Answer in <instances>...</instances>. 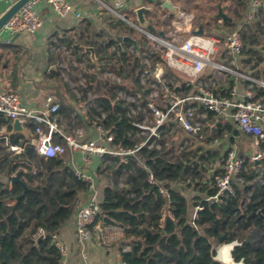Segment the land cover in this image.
<instances>
[{
	"label": "trees",
	"instance_id": "1",
	"mask_svg": "<svg viewBox=\"0 0 264 264\" xmlns=\"http://www.w3.org/2000/svg\"><path fill=\"white\" fill-rule=\"evenodd\" d=\"M153 1V8L146 12V17L155 18L162 13L173 16V13L162 7V1ZM238 2L243 5L241 0ZM238 17L240 15L236 13ZM202 18L205 21L198 20L197 25H202L207 33H214L221 26V18L217 16L204 15ZM236 18L234 16L232 21H224V25L230 30L237 28L244 19L238 22ZM110 25L114 31L123 30L135 36V30L116 17L112 18ZM87 31L90 33V28ZM79 34L81 38L85 37L82 32ZM124 35H111L107 41L98 39L95 44L93 39H89L82 45L71 35L59 36V40L76 54L78 60L87 56L89 67L96 68L94 73L85 75L89 89L97 90L100 95L90 110L83 108L84 96L77 99L81 105L77 110L78 120L92 127L94 118L105 112L106 118L102 120V125L114 133L116 142L133 147L139 141L132 124L134 118L128 115L118 92L139 82L140 58L130 50L129 43H124V49L119 51L118 43L122 42ZM97 36L102 38V35ZM242 36V69L252 70L256 77L264 78V7L261 17L250 23L242 31ZM135 37L141 48L148 46L145 38ZM84 45L95 47L98 64L92 61ZM0 48L12 50L15 45L0 41ZM4 56L0 54V61ZM159 62L165 64L161 51L153 53V63ZM105 69L115 71L122 76L123 81L101 82L100 74ZM165 69L171 88L180 82L176 88L178 92L191 91L192 85L181 75L167 65ZM58 74L57 70L50 72L51 76ZM217 93L226 94L225 91ZM70 108V105L61 102L60 114L70 117ZM11 124V119L0 117L1 126L6 125L10 130ZM175 126L173 122L164 125L161 149L143 148L140 151L147 166L172 193L175 219L169 218L164 226L160 225V217L166 197L157 186L147 182L148 171L136 158H116L112 164L105 163L99 167L101 173L113 180V184L105 187L100 218L105 223L118 224L125 229V245L131 248L124 250L122 247L123 259L129 264H222L214 259L215 247L238 240L240 244L232 251L236 261L264 264V220L258 213L259 210L264 213V185L259 183L258 174L254 171L256 164L248 163L244 173L245 184L237 188L235 196L217 202L207 200V197L216 193V175L221 172L217 168L208 176L209 164L216 159L222 162L220 151L203 146L196 149L189 146L178 151L175 146L176 130L172 132ZM128 132H131L132 137ZM233 133L234 126L221 122L214 113H210L204 123L203 134L209 140L232 136ZM169 138L173 141L170 142ZM9 139L12 144L23 147V150L10 161L7 148L0 143V158H3L0 168L5 165L10 174L19 173L29 190L18 198L24 192L21 183L0 181V264H62L63 255L56 246V233L76 213L80 193L87 192L89 184L76 175L63 156H40L30 140L22 134H13ZM261 165L264 169V161ZM121 182L129 186H121ZM191 190L197 194L189 197L188 192ZM248 192L251 194L247 195ZM245 197L249 200L246 208H243ZM190 204L194 207L203 206L198 211L196 226L191 223ZM39 229H43L45 235L37 240ZM222 236L224 239L220 241ZM1 250L6 251L9 261H6Z\"/></svg>",
	"mask_w": 264,
	"mask_h": 264
},
{
	"label": "built area",
	"instance_id": "2",
	"mask_svg": "<svg viewBox=\"0 0 264 264\" xmlns=\"http://www.w3.org/2000/svg\"><path fill=\"white\" fill-rule=\"evenodd\" d=\"M8 1L12 5L18 0ZM160 1L163 3L165 0ZM104 5L114 17L134 29L139 34L138 37L148 41L147 47L141 48L139 45L141 52L137 54L140 58L139 82L130 84L128 89H120L118 92V96L124 100L128 115L134 118L132 124L138 143L131 147L116 142L114 133L109 132L101 123L106 118L105 112L93 120L95 137L85 139L82 129H77L73 135L68 134L64 125L66 118L60 114L61 103L54 94L47 98L44 105L32 106L23 101L18 91L0 90V117L12 121L18 118L24 121V125L32 124L30 143L44 158L66 154L73 158L74 153L79 152L84 166L91 165L95 158L100 160L101 165L105 163L110 165L116 158L122 160L129 156L136 158L148 171L147 182L157 186L159 192L166 197V203L161 211V226H164L169 218L175 219L172 193L147 166L140 151L143 148H162L163 127L168 122L175 123L184 134L179 139L182 149L191 145L192 139L202 142L204 123L210 113H214L221 122L231 123L241 133L252 137L254 149L250 152L240 153L236 148L228 147L219 167L221 172L216 175V193L207 197V200L217 202L235 196L237 188L245 184L244 173L250 162L256 164L254 171L258 174L259 183L264 185V169L261 165L264 161V79L256 77L252 70L242 69L244 47L242 31L261 17L264 0H251L244 22L237 28L222 29L218 33H207L204 29V34L201 35L192 33L198 25L195 13L190 10L179 8L169 19L152 20L157 25L156 27L150 22L155 28L153 32L140 25L136 8H133V16L130 17L124 12L128 5L121 0H116L113 5ZM43 7L49 8L57 16H65L74 11L72 0H30L1 29L0 41L10 43L12 37L20 32L40 33L45 26L42 17ZM77 17L82 19V14L78 13ZM160 23L161 27L158 26ZM130 50L137 53L132 44ZM159 51L165 64L153 63V53ZM80 64L88 65L87 59L80 60ZM165 65L192 85L189 93L178 92L176 88L180 86V82L174 88L170 87ZM61 66L62 63L58 65ZM95 71V67H89L85 73L92 74ZM84 77L87 84L77 98L84 96L83 108L90 110L100 93L89 89L85 74ZM236 80L246 84L242 93L239 92L236 83H231ZM100 81L121 83L123 78L115 71L105 69L100 74ZM218 91H225L226 94L217 93ZM76 118L77 112H71L70 126L73 128ZM7 131L6 125H0V143L4 142L5 145L20 152L23 148L11 144ZM127 134L132 137L131 132ZM71 167L80 179L89 184L88 199L77 208L75 217L77 241L82 248V255L87 259L85 252L87 241L95 240L106 247H111L115 241L125 237V229L118 224L105 223L100 218L102 199L96 188L97 173L84 170L77 166L74 160L71 161ZM250 194L251 192L247 193ZM248 200V197L243 199V208H246ZM202 208V205L194 207L191 223L195 226L198 211ZM40 235H45L43 229H39ZM56 246L62 255L67 252V246L62 242L56 241ZM130 248L128 244L123 246L124 250ZM215 249L214 259L217 260L219 248L216 246ZM241 261L245 264L243 260ZM241 261L235 260L236 264H240ZM86 264L91 263L86 261ZM120 264L129 263L122 258Z\"/></svg>",
	"mask_w": 264,
	"mask_h": 264
},
{
	"label": "crops",
	"instance_id": "3",
	"mask_svg": "<svg viewBox=\"0 0 264 264\" xmlns=\"http://www.w3.org/2000/svg\"><path fill=\"white\" fill-rule=\"evenodd\" d=\"M115 1L116 0H72L73 5H74V11L68 13L65 16H57L54 13H52L49 8L43 7L42 17L45 22L44 29L38 34L20 32L19 36L15 40H13V37H14L13 36L10 42L15 45V49L18 50L17 53H19L22 50V52L26 51L30 55L29 62H26V66L24 67V69H20V66H19L21 65L22 61L18 62L19 58H21L22 60L26 57L24 53L21 52L22 54L13 55L11 49L0 48V54L3 53L5 55L3 59L0 61V90L8 91L9 89H14L19 92V94L21 95L25 103L32 105V106L44 105L47 98L50 95H53V93H50L47 95V91L46 89H44L45 87H43L40 82L47 78V76H45V73H44L45 70H47V74L49 75L50 72L52 70H56V67L58 66L52 63V56H48L46 44L49 41L52 42L53 38H55L56 36H70L76 33L79 34L80 32L88 30V28H90V33L88 32L89 37L92 36L91 39L94 40V44L96 43V40L98 39L105 40L109 38V36L111 35L119 37L122 34H126L124 33L123 30L122 31L119 30L118 32L114 31L110 25V22L114 16L105 7L104 4L113 5ZM121 1H123L124 3L128 5V8L126 10H129L128 12H130L132 16H133V8L137 9L140 6H147V7L153 8V5H154L153 0H121ZM170 1L176 7V9H179V8L185 9L181 5L183 0H170ZM184 1H188V0H184ZM230 1H232L231 2L232 4H235L238 0H218L216 1L217 5L215 4L214 6L213 5L209 6V10L210 11L214 10L215 13L205 14V16H210V15L216 16V14L218 13V6L222 4L221 6L224 12L228 16H230L231 19L233 20L234 15L230 14V12H232L231 11L232 6H227L228 3H230ZM244 2L246 4L245 5L246 9H243L238 13L240 17L236 18V15H235V18L237 19L235 21H238L239 19L238 22H241V20L245 19L246 17L247 10L249 8L251 0H244ZM10 6L11 4L8 0H0V16ZM190 11L194 12L193 10H190ZM169 12L173 13V15L175 14L174 12L170 10ZM78 13L82 14V19H79L77 17ZM202 16H204V14L200 15L199 20H202L201 22H204L205 20L204 18H202ZM156 18L162 19L164 21L170 18V14L162 13L161 15L155 18L147 17V19L151 23H153L152 20ZM197 22H198V18L196 16V24H198ZM220 23H221V26H219V28L216 29L214 33H218L222 29H228L224 25L223 19H220ZM158 26L161 27V23ZM199 26L200 25H198V27ZM84 27H85V30H83ZM97 35H102V38L101 36L98 37ZM135 36H139V34L135 32ZM89 46H92V45H89ZM89 56H90V52H89ZM86 58L87 56H84L83 59H86ZM39 65H42L41 72H39ZM14 69H16L15 72H14ZM231 83L233 84L236 83L237 88L239 89L240 93L244 91V88L246 86V84L241 80L231 81ZM61 99L63 101L59 100L60 103L64 102L67 105H70L71 112H74V111L77 112V110L80 109L81 107V105L75 104L74 100L69 101L67 94L66 95L63 94V96H61ZM66 117L67 116H65V118ZM32 126L33 125L30 123L25 125L26 129L28 130L30 134V138L28 140H30L32 137ZM89 130H90L89 138L95 137L96 132L94 130V127L93 126L90 127ZM174 130H176V133L180 134L179 138L177 139L178 143H180L179 139L183 137L184 134L181 132L178 126H175L172 132H174ZM234 132L235 133H233L232 136L228 135L224 138H217V139H212V140L207 139V136H205L206 138H204V134H203V139H205L206 143L208 144L207 148L220 151L221 160L223 159L226 150L230 146L236 148L238 152L240 153L250 152L254 149V143H253V139L251 136L241 133L236 128H234ZM1 144L7 148L6 153L8 154V159L10 161L15 158H10L9 154L12 155L14 154L13 152H15L18 155L23 150L22 149L19 152L15 149L10 148L8 145H5L4 142H2ZM198 144L200 145L201 143L200 142L197 143L194 140L192 141L191 145H188L186 147L190 146L191 148L196 149ZM181 147H182L181 144H179L178 151L182 149ZM65 159L70 166H71V161L74 160V163L77 166L83 168L84 170H90V171H93V173H97L96 179H97V176L101 173L99 171V167L101 166V163H100V160H98L97 158H95L93 160V163L89 166L83 165L79 152H75L73 158L71 157V155H69ZM1 160H3V158L2 159L0 158V161ZM219 160L220 159L213 160L209 164V170L207 173L208 176H210L214 170L220 167L221 162ZM14 174H10L8 171V168L5 165H3V167L0 168V181L9 182L11 181V176ZM110 184H113V180L111 181ZM122 184L124 185L125 183L121 182L120 185ZM107 185L105 184V181H102V182L96 181L97 192L101 199H103L104 190ZM185 192H187L186 189H185ZM195 194H197V192L192 191V190L188 192L189 197H192ZM87 199H88V193L81 192L78 205L80 206L84 204L87 201ZM193 210H194V206L190 204V208H189L190 217L193 214ZM75 217H76V213H74L62 225V227L57 231L56 236H55L56 241L62 242L63 244L67 246V252L63 255L62 264H86V261H88L91 264H120L123 258L121 249L126 243L124 240V237L115 241L114 244L111 245V247H106L98 243L95 240L87 241L85 244V252L87 255V259L84 258V256L82 255V248L77 241L76 218Z\"/></svg>",
	"mask_w": 264,
	"mask_h": 264
},
{
	"label": "rangeland",
	"instance_id": "4",
	"mask_svg": "<svg viewBox=\"0 0 264 264\" xmlns=\"http://www.w3.org/2000/svg\"><path fill=\"white\" fill-rule=\"evenodd\" d=\"M218 1V0H216ZM215 0H188V1H184L181 3V5L186 9V10H193L194 13L196 14L198 20L200 19V15L201 14H214V10L210 11L209 10V6L211 5H217ZM213 2V3H212ZM232 1H230V3H228L227 6H232V12H230V14L232 15H236V13L238 14L241 10L246 9L245 8V2L244 0H241V3L243 5H240L239 2L237 1L235 4L231 3ZM222 5V4H221ZM196 7V8H195ZM205 9V10H203ZM129 10H124V12L128 13L130 15V17H132V15L130 14V12H128ZM155 19H153L154 21ZM239 20V19H238ZM154 23V22H153ZM154 25L157 27V25L154 23ZM85 30V27L84 29ZM82 34L85 35V37L81 38L80 34L76 33L74 35H71L74 37V39H76V42L79 43L80 45L82 44H86L88 42L89 39H91L92 36H90L89 38H87L86 36L88 35V31L85 30L82 32ZM141 38V37H139ZM84 46H89V45H84ZM46 49H47V54L48 56H52V63L56 66L59 65L60 63H62L61 67H56V70L59 72L58 75L56 76H52L49 74H47V70H45V76H47L46 79L42 80L40 83L43 87H45L44 89H46L47 91V95L50 93H53L54 95H57L59 100L61 101V96H63V94H67L69 101L74 100L75 104L80 105V102L77 101V97L79 96V94H82L83 91V87L86 86L87 82L85 80L84 74L85 72L88 70L89 65H81L80 64V60L77 59L76 54H73V52L71 51V49L69 50L68 47L62 43L59 40V36H56L55 38H53L52 42H48L46 44ZM22 50L17 53V51L15 49H12V53L13 55L16 54H25V58L21 60V58H19L18 62H21L20 69H24V67L26 66V62H29L30 59V55L25 51ZM23 54V55H24ZM12 55V56H13ZM18 56V55H17ZM87 59V58H86ZM13 61V60H12ZM41 68L42 65H39V72H41ZM51 79V80H50ZM70 96V97H69ZM63 101V100H62ZM84 105V103H83ZM79 107V106H78ZM80 111V110H79ZM70 117H66L65 119V123L64 125H66V130L65 132H67L68 134H75L77 129H82V131L84 132V138L87 139L89 138L90 135V127L87 126L85 123L81 122L78 120V118H76V124L74 126V128L72 126H70ZM85 126V128H84ZM180 134L176 133L175 134V140L177 142V144H175L176 148L179 147V144L177 139L179 138ZM204 138L205 134H204ZM170 142H172V138L168 139ZM196 141L198 143V141L196 139H192V141ZM205 139H202V142H200L201 144L197 145V147L199 146H203L204 148H207V143L206 141H203ZM14 154H9L10 158H16V153L13 152ZM70 154H66L63 157L67 158ZM97 182H102L105 181V184H110L112 179L111 177L107 176V174L105 173H100L97 176L96 179ZM224 243H221L219 245H217L218 248H220Z\"/></svg>",
	"mask_w": 264,
	"mask_h": 264
},
{
	"label": "water",
	"instance_id": "5",
	"mask_svg": "<svg viewBox=\"0 0 264 264\" xmlns=\"http://www.w3.org/2000/svg\"><path fill=\"white\" fill-rule=\"evenodd\" d=\"M30 0H18L17 2H15L14 4H12L1 16H0V31L1 29L5 26V24L16 14L18 13V11ZM162 7L163 8H167L169 9L170 11L172 12H176V7L171 3L170 0H165L163 3H162ZM152 8L151 7H147V6H140L136 9V13H137V17H138V20H139V23L140 25H142L143 27H146L148 28L149 30L151 31H155V28L153 27V25L149 22V20L147 19L146 17V12L151 10ZM216 16L218 18H221L223 19L224 21H231V17L228 16L221 5L218 6V13L216 14ZM193 34H197V35H201V34H204V27L202 25H200L197 29L193 30L192 32ZM19 36V33L15 34L14 37H13V40H15L17 37ZM124 43H129V44H132L134 46V48L137 50V54L139 55L140 52H141V49H140V46L138 44V41L136 40V38L132 37L131 35L129 34H125L123 36V39H122V42H119L118 43V47H119V51L123 50L124 47H123V44ZM85 50L87 52H90V56H91V59L94 63H97L98 59H97V56H96V51H95V48L94 46H84ZM12 128L10 130H8L6 132V134L8 136H11L13 134H23L27 139L30 138V134L28 132V130L26 129L25 125H24V121L18 119V118H15L13 121H12V124H11ZM16 182L18 183H21L23 186H24V192L18 196V198L24 196L26 194V192L29 190L28 186L24 183V181L22 180V178L20 177V174L19 173H16L14 175L11 176V183L12 184H15ZM184 188V187H183ZM259 215L260 217L264 220V213L262 210H259ZM43 237V235H40L37 240H40L41 238ZM224 239V236L220 237V241H223ZM233 243V249L236 245L240 244V242L238 240H234L232 241ZM226 244V243H224ZM223 244V245H224ZM222 245V246H223ZM221 246V247H222ZM221 247L218 249L217 251V260L221 261V262H227L225 261V259H223L221 256H220V251H221ZM232 249V251H233ZM1 253L3 254V256L5 257L6 261H9V256L8 254L6 253V251L4 250H1ZM231 257L235 260V258L233 257V254L231 252Z\"/></svg>",
	"mask_w": 264,
	"mask_h": 264
},
{
	"label": "clouds",
	"instance_id": "6",
	"mask_svg": "<svg viewBox=\"0 0 264 264\" xmlns=\"http://www.w3.org/2000/svg\"><path fill=\"white\" fill-rule=\"evenodd\" d=\"M222 248H223V250H226L228 255H229L228 264H236L235 260L231 257V252L233 249V243L232 242L226 243L222 246ZM240 264H242V261L240 262Z\"/></svg>",
	"mask_w": 264,
	"mask_h": 264
},
{
	"label": "bare ground",
	"instance_id": "7",
	"mask_svg": "<svg viewBox=\"0 0 264 264\" xmlns=\"http://www.w3.org/2000/svg\"><path fill=\"white\" fill-rule=\"evenodd\" d=\"M220 256L223 258V259H225V261H229V255H228V253H227V251L226 250H223V248L221 247V251H220Z\"/></svg>",
	"mask_w": 264,
	"mask_h": 264
}]
</instances>
